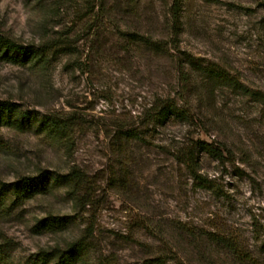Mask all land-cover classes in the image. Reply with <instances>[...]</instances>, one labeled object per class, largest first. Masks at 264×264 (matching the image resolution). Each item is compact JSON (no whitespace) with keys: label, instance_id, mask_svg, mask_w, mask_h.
Here are the masks:
<instances>
[{"label":"rangeland","instance_id":"1","mask_svg":"<svg viewBox=\"0 0 264 264\" xmlns=\"http://www.w3.org/2000/svg\"><path fill=\"white\" fill-rule=\"evenodd\" d=\"M126 1L0 0V34L70 43L42 65L0 52V100L82 123L72 143L32 119L0 125L1 182L42 169L56 178L0 219V250L10 264H39L41 251L83 238L76 264H264V103L179 65L189 55L264 90V0H184L178 39L173 0H143L139 15ZM119 27L162 36L170 54L138 50ZM158 96L190 108L194 123L171 121L163 134L131 141L122 162L107 130L135 121ZM197 139L222 150V159L195 154L199 178L174 156L175 145ZM72 167L83 181L75 194L61 178ZM49 214L67 221L39 227Z\"/></svg>","mask_w":264,"mask_h":264},{"label":"trees","instance_id":"2","mask_svg":"<svg viewBox=\"0 0 264 264\" xmlns=\"http://www.w3.org/2000/svg\"><path fill=\"white\" fill-rule=\"evenodd\" d=\"M143 0H127L125 8L132 15H139L142 7ZM184 0H173L172 5L169 8V19L172 22V35L174 38L179 37V28L181 24V11L183 9ZM207 2H217L219 0H205ZM104 8V4H101V9ZM119 37L128 43H131L138 50H146L156 57H162L163 55L170 54L167 49V41L162 36L157 37L150 31H142L138 29H123L118 28ZM59 43L54 40L47 41L42 46H36L33 43H20L17 42L9 35L0 34V52L1 54H7L15 51L20 57L31 63L32 65L46 64L49 58V52L56 45L64 48H68L70 43L64 39L59 40ZM180 66L185 63L191 65L194 69L198 70L203 78L211 80L218 85H226L233 90L240 92L241 94L248 95L253 99L264 103V90L254 89L241 82L238 78L230 75L224 69L216 68L210 64L197 65L195 59L189 55L182 56ZM183 60V61H182ZM184 67V65H183ZM183 67L179 71H183ZM188 80V79H186ZM19 125L23 121L34 120L38 123L39 128L51 135L55 139L67 143L73 142L72 134L76 127L81 126V119L74 113L68 114H56V113H38L22 109L17 103L0 100V125L4 120L11 121ZM171 121H178L180 123L193 124L194 119L191 113V109L185 105H179L176 99L169 96H158L155 101L145 111L141 112L137 116L135 121L118 123L112 125L113 129L107 130V136H109V145L113 154H116L119 158H122V162H125L123 157L127 152V145L133 141L144 142L147 141L146 137L151 136L153 133L163 134ZM172 137H175L173 134ZM174 156L180 163L185 164L192 172V174L199 178L197 175V159L195 154L198 152H206L208 155L222 159V150L220 147H216L209 143L207 140L197 139L191 142H184L181 145L174 146ZM123 164V163H122ZM126 168V166H125ZM125 168H122L124 171ZM63 182H67L70 186L69 193L72 192L83 183L82 177L75 167H72L69 172L61 177ZM50 179L54 182L56 178L52 177L49 170H41L37 175H25L20 176L14 181H0V219L5 218L10 211L11 205L25 201L27 198L36 196L37 194H43L48 190V186L51 183ZM79 197L76 196V200ZM67 218L64 216H56L49 214L46 218L38 221L41 228H53L57 225L65 224ZM3 237L0 231V237ZM227 246L228 243H226ZM87 248V242L83 238L67 241L63 247H55L53 250L41 251L39 253V264H47V260L51 259L52 264H76L77 261L83 258L84 252ZM8 254L0 250V264H10ZM158 260V259H157Z\"/></svg>","mask_w":264,"mask_h":264}]
</instances>
